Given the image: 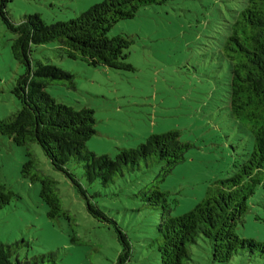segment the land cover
Masks as SVG:
<instances>
[{
  "label": "rangeland",
  "instance_id": "rangeland-1",
  "mask_svg": "<svg viewBox=\"0 0 264 264\" xmlns=\"http://www.w3.org/2000/svg\"><path fill=\"white\" fill-rule=\"evenodd\" d=\"M103 0H13L7 11L14 23L25 15H39L46 24L66 22ZM236 0H168L164 5L141 8L133 19L120 21L107 36H126L132 41L128 62L133 72L92 68L66 57L58 43L34 47L31 59L54 65L73 77L74 85L46 88L57 102L76 110L93 111L95 135L86 149L113 159L118 149L135 148L152 135L178 131L180 141L190 145L184 161L169 171L161 163L141 173H125L112 186L88 185L94 202L130 238L134 262L144 264L143 238L158 223V214L147 209L139 196L156 182L170 195V215L189 212L202 198L210 182L231 174L232 165L246 155L252 140L229 114L226 83L227 62L220 44L227 35ZM13 35L0 20V121L16 113L19 102L11 91L25 70L10 55ZM27 152L33 154L38 171L56 182L62 209L73 219L49 220L39 198L40 186L21 177ZM69 169L82 176V169ZM0 183L16 196L0 212V243L19 248L22 264H115L120 247L112 227L90 217L84 199L65 176L54 170L36 144L15 146L0 135ZM258 196L237 229L243 239L264 243V208ZM76 241H72L74 235ZM189 264L211 261L210 244L199 240L189 247ZM152 258L155 256L152 254ZM156 264V261H152ZM228 264H262L259 258L233 257Z\"/></svg>",
  "mask_w": 264,
  "mask_h": 264
},
{
  "label": "trees",
  "instance_id": "trees-1",
  "mask_svg": "<svg viewBox=\"0 0 264 264\" xmlns=\"http://www.w3.org/2000/svg\"><path fill=\"white\" fill-rule=\"evenodd\" d=\"M13 0H0V20L14 36L10 55L24 68L12 88L13 97L21 108L0 121V135L15 146L38 145L52 168L62 173L85 201L87 214L112 227L120 253L115 264L134 262V246L118 224L95 202L97 194L89 195L84 183L112 186L125 173H141L144 168L165 163L169 171L184 161L190 145L180 141L178 131L152 135L135 148L118 149L115 157L98 156L86 149L95 135L96 120L89 109L76 110L57 102L46 88L60 84L72 87L74 77L51 64H32L34 47L58 43L66 57L81 61L92 68L133 72L128 62L132 41L122 35L107 34L120 21L135 17L141 8L164 5L168 0H103L66 22L46 24L39 15H25L14 23L7 11ZM227 35L220 52L227 62L226 83L230 116L246 130L252 140L250 151L236 160L231 174L210 182L204 197L189 212L172 217L170 195L156 182L151 191H142L144 206L158 214V223L148 237L142 239L146 250L144 264H189V247L199 240L210 244L211 261L228 264L233 257L259 258L264 264V243L243 239L237 229L249 210V202L258 196L257 205L264 208V0H236ZM20 175L40 186L39 198L47 207L49 220L73 219L62 209L56 182L42 175L27 152ZM82 169L78 178L69 167ZM16 198L0 183V212ZM74 235V230L72 231ZM74 235L72 241H76ZM17 243H0V264H22L16 253ZM152 254L155 259L152 258ZM53 256H41L42 262Z\"/></svg>",
  "mask_w": 264,
  "mask_h": 264
}]
</instances>
